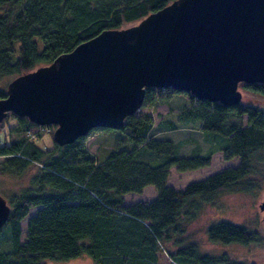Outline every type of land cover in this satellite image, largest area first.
<instances>
[{
	"label": "trees",
	"instance_id": "16d2710c",
	"mask_svg": "<svg viewBox=\"0 0 264 264\" xmlns=\"http://www.w3.org/2000/svg\"><path fill=\"white\" fill-rule=\"evenodd\" d=\"M173 1L0 0V98L6 97L5 85L13 78L51 64L105 30L135 24ZM240 86L264 95V84ZM168 94L188 96L189 105L176 120H161L156 129L175 131L199 124L204 135L220 139V149L204 156L179 157L173 142L149 137L155 128L150 116L133 115L122 129H129L127 142L132 149L114 152L96 163L85 147L88 136L59 146L53 138L55 126L40 127L12 115L17 121L10 130L22 136L0 147V156L5 157L0 173L20 176L33 165L39 172L32 187L7 199L11 214L0 230L5 233L0 264H46V260L83 256L94 264H159L164 245L184 241L187 224L206 204L229 192L257 195L264 187V110L245 104L225 107L173 89L153 88L147 89L143 107ZM48 127L53 140L50 148L26 136L33 128ZM101 130L111 131L93 132ZM218 151L225 160L238 158V166L191 183L182 191L167 185L171 167L179 171L207 167ZM149 185L157 192L153 201L124 205V195L140 194ZM34 208L38 209L28 221L22 242L21 222ZM207 234L209 241L224 245L260 242L247 227L227 221L214 223ZM169 255L172 264H248L226 252L217 256L200 253L196 243Z\"/></svg>",
	"mask_w": 264,
	"mask_h": 264
},
{
	"label": "water",
	"instance_id": "95a60500",
	"mask_svg": "<svg viewBox=\"0 0 264 264\" xmlns=\"http://www.w3.org/2000/svg\"><path fill=\"white\" fill-rule=\"evenodd\" d=\"M254 83L264 84V0H175L13 78L0 123L12 113L56 126L54 141L65 146L95 129L122 130L149 88L230 107L242 104L240 84ZM10 214L0 194V230Z\"/></svg>",
	"mask_w": 264,
	"mask_h": 264
},
{
	"label": "rangeland",
	"instance_id": "374dc122",
	"mask_svg": "<svg viewBox=\"0 0 264 264\" xmlns=\"http://www.w3.org/2000/svg\"><path fill=\"white\" fill-rule=\"evenodd\" d=\"M9 82L5 85L6 90ZM240 89L243 94L242 104L253 105L264 110V95L246 91L241 86ZM168 96L169 97L166 99L154 102L151 106H142V108L135 114L137 118H142L146 115L152 118L155 128L152 130L149 137L170 140L177 146L179 157H189L194 153L204 156L210 150L217 151L220 149V139L204 135L200 131L199 124L188 125L186 127L181 126L175 131L156 129V125L161 120H176L178 113L182 108L189 105V97L186 95L168 94ZM12 115L13 114L10 113L4 121L0 123V147H2L5 142L9 144L16 142L22 136V134L13 133L10 130V126L14 125L17 121L12 119ZM55 129L56 126L53 131H55ZM26 133V136L30 137L31 141H35L43 147L50 148L52 146L51 143L53 140L50 134L51 129L49 127L46 130L43 128H33ZM128 133L129 129L91 132L85 141L86 150L92 155L96 163H101L109 158L114 152L122 153L128 152L132 149L127 142ZM207 135L220 137V135L214 133H207ZM4 160L5 157L0 156V163ZM238 164V158L225 160L222 152L214 153L211 157L210 165L207 167L189 171H179L176 166L171 167L168 170L169 174L166 183L168 186L182 191L191 183L202 181L228 167H236ZM38 172V166L33 165L20 176H10L0 173V194L8 199L23 189H29L32 187L33 179L37 176ZM156 197L157 192L155 187L149 185L143 189L142 193L126 194L123 196V199L124 205H130L138 201L151 202ZM263 200L264 187L258 191L257 195L229 192L218 197L213 203L206 204L198 217L187 224L186 235L182 237L184 241L179 243L173 240L164 245L165 250L159 256V264H172L169 254L178 252L185 245L190 243H196L200 253L217 256L226 252L230 257L237 261H242L248 264H264V213L259 208ZM37 209L38 208L31 209L29 215L21 222L22 242H25L26 240L28 221L33 215H35ZM221 221H227L247 227L255 233L256 236L260 237V242L251 243L249 245H224L209 241L207 234L208 228L214 223ZM4 235L5 233L0 235V247L3 245V242H5ZM45 263L94 264L88 256L78 257L68 261L46 260Z\"/></svg>",
	"mask_w": 264,
	"mask_h": 264
},
{
	"label": "built area",
	"instance_id": "2783aa9c",
	"mask_svg": "<svg viewBox=\"0 0 264 264\" xmlns=\"http://www.w3.org/2000/svg\"><path fill=\"white\" fill-rule=\"evenodd\" d=\"M44 130H46L47 128H43Z\"/></svg>",
	"mask_w": 264,
	"mask_h": 264
},
{
	"label": "crops",
	"instance_id": "0c3cea01",
	"mask_svg": "<svg viewBox=\"0 0 264 264\" xmlns=\"http://www.w3.org/2000/svg\"><path fill=\"white\" fill-rule=\"evenodd\" d=\"M216 153H220V151L216 152Z\"/></svg>",
	"mask_w": 264,
	"mask_h": 264
}]
</instances>
